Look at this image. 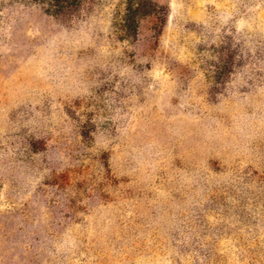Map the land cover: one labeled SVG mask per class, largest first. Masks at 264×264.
<instances>
[{
    "label": "rangeland",
    "instance_id": "374dc122",
    "mask_svg": "<svg viewBox=\"0 0 264 264\" xmlns=\"http://www.w3.org/2000/svg\"><path fill=\"white\" fill-rule=\"evenodd\" d=\"M0 264H264V0H0Z\"/></svg>",
    "mask_w": 264,
    "mask_h": 264
},
{
    "label": "trees",
    "instance_id": "16d2710c",
    "mask_svg": "<svg viewBox=\"0 0 264 264\" xmlns=\"http://www.w3.org/2000/svg\"><path fill=\"white\" fill-rule=\"evenodd\" d=\"M150 9V8H149ZM152 10H148L147 8H142V7H139V4L136 8H133V6H128V8H126V12H125V15H124V21L126 20H132L134 18L137 17V15H142V14H148L150 13ZM134 30V28H132L131 26L129 25H124L123 28H122V31H124L125 33V36H129L132 34V31Z\"/></svg>",
    "mask_w": 264,
    "mask_h": 264
}]
</instances>
